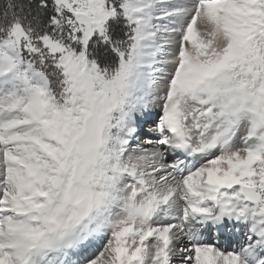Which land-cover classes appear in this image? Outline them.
I'll return each mask as SVG.
<instances>
[{
	"label": "snow or ice",
	"instance_id": "6c2138e0",
	"mask_svg": "<svg viewBox=\"0 0 264 264\" xmlns=\"http://www.w3.org/2000/svg\"><path fill=\"white\" fill-rule=\"evenodd\" d=\"M0 264H264V0H0Z\"/></svg>",
	"mask_w": 264,
	"mask_h": 264
}]
</instances>
